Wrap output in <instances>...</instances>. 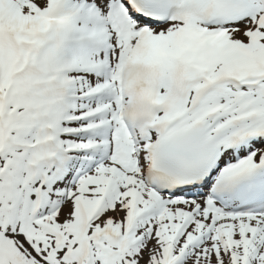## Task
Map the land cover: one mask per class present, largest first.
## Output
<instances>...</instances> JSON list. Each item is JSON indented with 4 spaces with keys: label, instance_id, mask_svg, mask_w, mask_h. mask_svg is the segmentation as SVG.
I'll use <instances>...</instances> for the list:
<instances>
[{
    "label": "snow or ice",
    "instance_id": "obj_1",
    "mask_svg": "<svg viewBox=\"0 0 264 264\" xmlns=\"http://www.w3.org/2000/svg\"><path fill=\"white\" fill-rule=\"evenodd\" d=\"M0 264H264V0H0Z\"/></svg>",
    "mask_w": 264,
    "mask_h": 264
}]
</instances>
